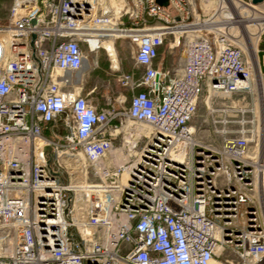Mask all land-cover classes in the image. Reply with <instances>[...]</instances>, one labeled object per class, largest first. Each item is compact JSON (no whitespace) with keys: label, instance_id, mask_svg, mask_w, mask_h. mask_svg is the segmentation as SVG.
I'll return each mask as SVG.
<instances>
[{"label":"built area","instance_id":"built-area-1","mask_svg":"<svg viewBox=\"0 0 264 264\" xmlns=\"http://www.w3.org/2000/svg\"><path fill=\"white\" fill-rule=\"evenodd\" d=\"M168 1L108 0L105 13L103 0H13L0 264H264V17L253 42L232 0ZM119 39L132 69L118 92H86Z\"/></svg>","mask_w":264,"mask_h":264},{"label":"rangeland","instance_id":"rangeland-1","mask_svg":"<svg viewBox=\"0 0 264 264\" xmlns=\"http://www.w3.org/2000/svg\"><path fill=\"white\" fill-rule=\"evenodd\" d=\"M12 2L13 0H0V24L6 21L8 17L9 9L11 8V5H12ZM102 3L105 4L104 5L105 9H106V6L108 10L111 9V6H110L111 3L108 2V0H103ZM238 10L241 11L243 9L238 8ZM248 11H249V15L251 16L250 18L254 22L247 23L246 25L249 26L248 31L251 34L250 37L252 38V41L254 42V35L257 34L259 24L262 21L261 19L264 17V7L256 8L255 11L254 10H248ZM243 15L245 16L246 14H243ZM120 42L122 43V41ZM247 44H248L247 47L249 48V52L252 54L253 46L250 44V42L249 43L247 42ZM111 54H115L116 59H113ZM251 57L254 58L252 55ZM161 59L164 60L166 67L170 66L172 63L171 57L166 54L164 55V52H161ZM98 60H99L98 67L93 72H91L90 75L86 78L88 82L86 88L91 89L93 86H97L96 93H100V94L96 96L101 97L104 91H106L105 89L108 84V82H105V81L109 80L111 82L110 87H112V92L114 93L118 92L119 88L117 87L116 82H114L113 80L116 79V76L119 73H126L130 71L131 69L130 51L128 50V48L124 46H120L119 42H117L114 46H108L107 50L101 51L99 54ZM259 60L262 66V70L264 72V53L259 54ZM104 96L105 97L112 96V94L104 95ZM210 98H211L210 93L208 91H205L204 95L201 98L202 101L199 105L198 113L196 114L192 122V126L196 129V137H197V127H199L201 123L203 122V120L206 119L205 118L206 112H207L206 100ZM255 99L257 98L255 97Z\"/></svg>","mask_w":264,"mask_h":264},{"label":"bare ground","instance_id":"bare-ground-1","mask_svg":"<svg viewBox=\"0 0 264 264\" xmlns=\"http://www.w3.org/2000/svg\"><path fill=\"white\" fill-rule=\"evenodd\" d=\"M231 4V7L232 9L234 10V15H235V18L236 19H239L240 22H243V23H251V22H254L250 17V15H243V13L245 12V8H243V6H238L239 2L238 1H231L230 2ZM239 9H243L241 11L238 10ZM243 15L244 18H241V16ZM247 36L248 38H250L251 34L250 33H247ZM108 46H112L111 44H106V49H108ZM254 49H256V47H254ZM254 49H253V55H254V58H253V61L254 63L256 64L257 63V66H258V59H257V56H256V52H254ZM251 54V53H250ZM111 56L113 57V59H116L115 57V54H111ZM116 63V61H115ZM116 67V66H115ZM113 68V67H112ZM215 264H220V263H215Z\"/></svg>","mask_w":264,"mask_h":264},{"label":"water","instance_id":"water-1","mask_svg":"<svg viewBox=\"0 0 264 264\" xmlns=\"http://www.w3.org/2000/svg\"><path fill=\"white\" fill-rule=\"evenodd\" d=\"M252 4L254 6H259L264 3V0H251ZM157 3L163 7V8H169V1L168 0H157ZM105 13H108V8L106 6ZM32 24H35V20L32 21ZM35 39V36H33V40ZM47 152L51 151V148H46Z\"/></svg>","mask_w":264,"mask_h":264},{"label":"crops","instance_id":"crops-1","mask_svg":"<svg viewBox=\"0 0 264 264\" xmlns=\"http://www.w3.org/2000/svg\"><path fill=\"white\" fill-rule=\"evenodd\" d=\"M120 41H122V43L120 42ZM117 42H119V45L120 46H124V47H126V48H128V45H129V41L128 40H126V39H119V40H117ZM116 42V43H117ZM115 43V44H116ZM114 46V45H113ZM130 64H132L131 62H130ZM129 65V64H128ZM256 65H257V63H256ZM131 69H132V67H131ZM131 69H130V71H131ZM94 70H90L89 71V73L87 74V77L90 75V73L91 72H93ZM105 82H108V83H110V81L108 80V81H105ZM85 83H86V86H87V84H88V82H87V79H85ZM94 87V86H93ZM86 90V92H88L90 89L89 88H86L85 89ZM106 90V89H105ZM100 93H98V95H99ZM107 94V92L106 91H104V93L102 94V96H104V95H106ZM101 100V99H100ZM128 100V99H127Z\"/></svg>","mask_w":264,"mask_h":264}]
</instances>
